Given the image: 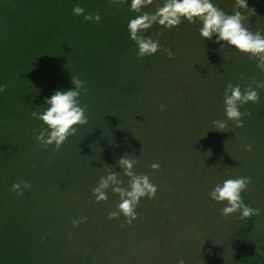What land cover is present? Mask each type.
<instances>
[{
  "label": "trees",
  "instance_id": "16d2710c",
  "mask_svg": "<svg viewBox=\"0 0 264 264\" xmlns=\"http://www.w3.org/2000/svg\"><path fill=\"white\" fill-rule=\"evenodd\" d=\"M41 4L50 7L57 5L58 0H42ZM197 40L200 57L206 53L214 61L218 55L216 65L222 72L213 69L212 76L205 77L195 64L193 69L199 70L195 76L184 74L189 87H182L180 95L187 94L185 103L179 97L174 103L165 93L168 89L160 83L154 89L134 78L104 82L98 77L93 80V88L85 84L88 92L79 97L81 106H87L88 123L78 126L76 135L70 136L58 151L54 145L43 148L37 144L34 137L39 135L43 122L33 119L31 112H43L46 98L55 91L74 90L71 88L74 74L46 78L37 75L33 93L20 97L11 91L0 93V202L16 205L19 217H29L35 222L34 228L41 226V231L46 230L49 242L56 240V244L58 241L68 245L76 241L72 246L82 253L77 259L83 264H145L143 245L148 221L145 209L156 204L155 198L140 200L136 209L138 218L129 226L122 215L119 219H108L118 195L109 189L108 200L96 203L92 189L111 169L120 172L126 186L128 178L117 164L124 155L137 159V173L148 174L153 183L157 182L156 174L160 180H166L165 191L169 195L172 192L178 195L193 176L194 182H199L202 174H207L204 178L212 174L214 184L223 183L229 149L233 151L235 145L232 140L230 148L225 132L215 130L212 122L226 119L216 104L223 99L224 84L239 83L241 67L237 56L226 50L222 53L220 44L212 40L205 42L200 35ZM80 78L85 83L90 81ZM184 79H176V83L186 86ZM211 107L216 116L211 113ZM153 163L160 165L159 173L153 174L150 167ZM21 179L32 188L18 196L11 189ZM242 196L245 204L252 207L245 193ZM161 198L166 201L164 193ZM83 217L87 218L85 222L73 226V220ZM154 224L153 221L151 226ZM172 226L174 235L167 238L171 250L165 252L167 259L163 258V264L185 261L175 252L185 254L188 243L184 235L191 227L182 220L176 232ZM251 230L252 219H249L234 228V237L245 258L264 264V252L251 248Z\"/></svg>",
  "mask_w": 264,
  "mask_h": 264
},
{
  "label": "rangeland",
  "instance_id": "374dc122",
  "mask_svg": "<svg viewBox=\"0 0 264 264\" xmlns=\"http://www.w3.org/2000/svg\"><path fill=\"white\" fill-rule=\"evenodd\" d=\"M41 1L0 0V85L7 82L6 91L16 93L18 97L33 93L37 75L46 78L48 75L74 74L90 80L85 84L92 88L93 80L98 77L104 82L106 79L114 82L134 78L154 89L160 83L168 89L165 93L174 103L176 97L185 103L187 94L180 95L182 87H189L184 74L195 76L199 72L197 69H201L205 77L212 76L210 70L213 69L222 72L216 65L218 55L214 61L206 53L200 57L197 46L200 43L197 40L199 22L193 25L185 20L171 30L153 26L144 35L158 39L162 49L170 48L174 59L170 60L164 51L140 58L127 29L129 20L137 15L130 10L131 0L124 5L112 4L111 0H58L57 5L50 7L43 6ZM163 2L154 0V4L144 11L152 12ZM213 3L228 14L234 11L235 0H213ZM247 4L249 9L239 10L249 17V28L264 34V0H247ZM76 5L83 7L85 14L99 12L101 20L98 23L85 21L83 16L74 15L72 9ZM159 32L163 35H157ZM221 50L237 56L241 67L238 85L242 90L253 79L264 80V72L257 68L255 60L234 48ZM195 64H198L197 69H193ZM176 79H184L186 86L176 83ZM256 90L259 103L249 102L240 109L251 113L244 118V127L236 128L229 122L226 129L227 145L231 148L233 140L235 149H229L223 179L250 178L251 183L243 193L251 200L253 208L260 209L259 215L244 220L237 218L239 213L223 217L221 209L225 204L209 196L216 185L212 174L206 178L207 174H202L199 182H194L193 176L180 188L178 195L173 192L169 195L165 191L168 183L156 174L157 193L153 201L156 204H149L145 209L148 219L143 245L145 264H163V258L167 259L165 252L171 250L167 238L174 235L170 230L171 221L175 223L172 227L176 232L180 220L191 227L184 235L188 243L185 256L175 252L185 258L184 264H255L253 258L241 254L242 247L234 237V228L249 219H252L251 248L264 252V89ZM16 103H20L19 98ZM216 106L225 116L223 99ZM214 107H211V113ZM248 144L252 146L251 151L245 150ZM162 193L166 201L161 198ZM16 208L10 202H0V264H83L77 259L81 252L72 246L77 244L76 241L68 245L58 241L56 244V240L49 242L46 230L41 231V226L34 228L35 222L29 217H19ZM153 221L154 227L151 226Z\"/></svg>",
  "mask_w": 264,
  "mask_h": 264
},
{
  "label": "clouds",
  "instance_id": "9594fccd",
  "mask_svg": "<svg viewBox=\"0 0 264 264\" xmlns=\"http://www.w3.org/2000/svg\"><path fill=\"white\" fill-rule=\"evenodd\" d=\"M112 4L124 5L128 0H111ZM154 0H131L130 10L137 15L129 20L127 29L130 39L138 48V56H152L158 51H164L167 57L174 59L172 50L162 49L158 39L144 35L153 26H160L163 29L171 30L178 27L185 20L195 25H201L199 34L204 40H212L220 44L221 48H234L239 53L247 56L250 60L256 61V66L264 72V34L253 31L248 26L249 17L242 14L239 9H249L247 0H235L232 14L226 13L213 3V0H164L162 5H157L152 12L144 9L152 6ZM76 16H83L85 21L99 22V12L85 14V9L76 5L72 9ZM254 12V10H252ZM163 35V32L157 33ZM215 37V40H213ZM221 42H223L221 44ZM243 79V76H241ZM72 84L74 90H57L50 98H46L47 105L43 112L32 111L31 117L42 121L39 135L34 137L38 145L43 148L54 145L58 151L70 136L76 135L78 126L88 123L87 106H81L79 97L81 93L87 94L85 81L79 76L73 75ZM8 85H0V93L6 91ZM264 89V80L248 84L243 90L240 85L227 84L223 94V106L226 119L213 120L214 129L219 132H228L229 122L234 123L236 128L244 127V118L250 116V112H241L243 105L259 103V94L256 89ZM163 108V105H161ZM246 151H251L250 144L245 145ZM138 160L131 156L124 155L118 159L117 164L122 169L124 177H127V184L120 178V172H114L111 168L106 175L99 178L98 183L93 187L92 193L96 203L108 200V190L118 195L115 207L108 212V219H119L122 215L127 225L131 226L138 218L136 211L142 198L153 199L157 193V186L152 182L146 173H137L135 166ZM153 174L160 170L158 163L150 165ZM251 183L248 177L226 179L221 184L215 185L209 192V196L216 202L224 203L221 215L227 218L230 215L239 213V220L259 215L260 209L245 204L242 193ZM32 185L21 179L12 184V191L18 196L25 191L31 190ZM86 217L73 220V226L86 221ZM178 264H184L181 259Z\"/></svg>",
  "mask_w": 264,
  "mask_h": 264
}]
</instances>
